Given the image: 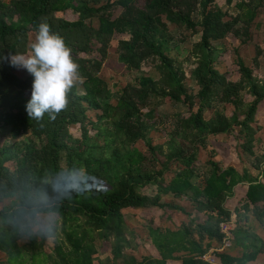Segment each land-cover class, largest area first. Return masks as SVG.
Here are the masks:
<instances>
[{"label":"trees","instance_id":"obj_1","mask_svg":"<svg viewBox=\"0 0 264 264\" xmlns=\"http://www.w3.org/2000/svg\"><path fill=\"white\" fill-rule=\"evenodd\" d=\"M235 1L0 0V56L30 52L31 35L46 20L71 48L83 90L78 84L72 88L67 108L55 120L47 113L43 120H30L26 104L33 77L19 76L22 69L0 60V125L12 126L15 138L27 135L15 144L0 145V204L13 202L0 209L4 264H264L258 262L264 256V238L254 224L264 230V152L255 151L264 131L256 124L264 101V44L255 46L250 66L241 49L224 53L215 45L231 35L242 46L251 41L256 5L241 0L240 10L233 12ZM243 8L248 13H241ZM187 31L200 37L191 52L197 92L189 90L171 54L174 42H186ZM116 35L129 36L119 41L120 63L136 72L150 66L160 78L147 72L136 84L126 83L113 103L101 73ZM224 61L237 66L239 79L221 72L217 64ZM163 103H179L185 110L161 114ZM220 105L235 109L229 114ZM90 109L96 111V121ZM211 109L214 117L207 118ZM156 123L168 126L165 144L149 137ZM89 125L96 130L94 136ZM76 131L80 139L73 137ZM220 135L245 140L243 156L255 172L225 164L214 149L202 163L200 148ZM139 141L145 151L138 149ZM80 168L88 183L69 190L65 176ZM240 186L246 198L229 205ZM150 187L155 188L148 194L145 189ZM165 197L173 199L165 202ZM153 207L162 209L161 218L175 229L148 223L157 257L128 255L125 251L138 245L126 210ZM175 212L182 214L176 224ZM235 219L233 235L242 251L215 250L216 262L202 259L223 247L221 224ZM23 240L27 242L22 245ZM105 247L111 254L100 259Z\"/></svg>","mask_w":264,"mask_h":264},{"label":"rangeland","instance_id":"obj_2","mask_svg":"<svg viewBox=\"0 0 264 264\" xmlns=\"http://www.w3.org/2000/svg\"><path fill=\"white\" fill-rule=\"evenodd\" d=\"M241 0H236L235 4L232 7L233 12H238L240 9L238 8L237 4L240 3ZM248 0H244V2H247ZM259 0H253V4L256 5V12L257 16L253 22L252 27V38L251 41L245 45H241V40L237 39L235 36L231 35L226 41L221 43H215L216 47H218L221 52L228 51H235V49H241V55L243 59L245 60V64L247 66H250L252 63V59L255 55V46L258 44H264V0L263 3H258ZM248 13L247 8L241 9L242 12ZM120 11L117 10L115 14H118ZM94 24L97 26L98 20L97 18L93 19ZM174 28V27H173ZM177 31H174L173 34L176 35ZM187 36L186 42L183 44L173 43V49H172V55L177 59L178 66L183 69V72L186 75V85L188 86L190 91L197 92L198 86L195 80L192 77V72L196 68V60L194 57H191L192 49L194 48L195 44L199 41L200 37L199 35H192L190 31H187L185 33ZM35 35H31V42L34 41ZM128 35H116L114 40L112 41L111 47L108 49V59L103 64V71L101 73V77L104 79V81L107 83L109 89H111V92L113 93V97L111 98V101L113 103H116L118 100V97L120 96L121 89L125 86L126 83L136 84L139 80V78L142 76H145L147 72H150L151 75H153L156 79L160 78V74L157 70H151L150 66H144V69L141 71H134L129 69L126 65L120 63L117 58V48L119 41L121 40H128ZM176 41V40H175ZM226 57V56H225ZM227 58V57H226ZM232 59L237 60V56L233 55ZM218 68L221 70V72L225 73L228 72L230 74L229 78L232 79H239L240 74L237 71V66L233 64L231 61L226 63L225 61L222 63L217 64ZM264 73V72H263ZM17 74L21 77H29L30 74L25 70H20L17 72ZM80 92H83L81 83H78ZM245 97L247 100H250L252 97L245 92ZM220 109L225 110L229 114H232L233 110L235 109L234 106H218ZM185 110V107L181 104H175L172 105L170 103H163L159 107V111L161 114H173L176 112H180ZM88 114L91 116V118L96 121V111L93 109L88 110ZM215 109L207 110L205 113V116L207 118L214 117ZM257 122L263 126L264 130V101L260 105L257 115H256V124ZM157 126L152 125L149 130V137H151L155 144H165L168 134V126L163 124L156 123ZM90 128V135L94 136L96 134V130H93L92 126H88ZM260 138L258 135V142L256 145V153H263L264 152V131L260 134ZM14 132L12 130V126H5L0 125V145L5 144H15L16 142L27 138L26 134H23L19 138L14 137ZM73 137L76 139L81 138V132L76 131L73 133ZM245 140L242 139H236L233 136L230 135H220L218 137H212L211 140L208 141L207 148H200L199 150V156L202 161V163H206L209 157V152H211L212 149L216 150L219 154L218 159H224V163L227 165H236L240 168V170H244V168H249L253 172L255 170L253 169V166L246 160V158L243 156V150H242V143H244ZM137 147L141 151L146 150V146L143 141H139L137 144ZM245 158V160H243ZM63 165L65 164V156L62 157ZM208 168V166H206ZM167 179H170L171 174L166 173L165 175ZM155 187H150L149 189H145V192L148 194L152 193V189ZM238 193V196L235 200L230 201L229 205L234 206L236 205L237 201L241 199L242 196L245 195L246 189L240 186L238 190L236 191ZM173 198L171 197H165L163 201L170 202ZM182 202V200L177 201ZM12 200L7 199L2 204H0V209L2 206H9L12 204ZM127 213H129L127 217V223L130 226V229L134 231L135 233V239L136 243L138 245L136 250L133 251H125L128 255H134L141 259L143 255L151 254L154 255V257H157L156 250L152 247L150 240L148 239V230L147 225L148 223H152L154 226H163V227H171V229H175V225L170 223L168 220L162 219L163 211L162 209L158 207H153L151 209H127ZM186 217V216H185ZM182 220V214H179V212L173 213V222L176 224L177 222H180ZM257 227V233H259L264 238V230H260L257 222L254 223ZM52 241V240H50ZM27 241L23 240L21 244H25ZM235 245V246H234ZM231 249L228 251L232 252L233 254H239L242 251V248H238V246L235 244ZM108 254H111L108 252L107 248H103L101 252L99 253L100 259H104ZM5 254L0 252V264L5 263ZM258 262H264V256L260 255ZM98 264V263H96ZM171 264H177L174 261L171 262Z\"/></svg>","mask_w":264,"mask_h":264},{"label":"clouds","instance_id":"obj_3","mask_svg":"<svg viewBox=\"0 0 264 264\" xmlns=\"http://www.w3.org/2000/svg\"><path fill=\"white\" fill-rule=\"evenodd\" d=\"M30 49L27 54L15 52L0 56V60L26 70L33 77L31 98L26 104L30 120H43L46 113L50 120H55L67 108L68 93L82 82L79 65L64 38L53 32L46 20L39 23ZM65 179L69 190H79L89 180L82 168L69 170Z\"/></svg>","mask_w":264,"mask_h":264},{"label":"built area","instance_id":"obj_4","mask_svg":"<svg viewBox=\"0 0 264 264\" xmlns=\"http://www.w3.org/2000/svg\"><path fill=\"white\" fill-rule=\"evenodd\" d=\"M236 219L233 220V222L230 223H222L221 224V231L222 233L225 235L224 237V242H223V247L222 248H217V249H212L211 252H208L206 254H203L201 256L202 259L208 260V261H212V262H216L213 252L216 251H227L229 249H231L234 245L235 239H234V235L233 232L235 230L236 227Z\"/></svg>","mask_w":264,"mask_h":264},{"label":"crops","instance_id":"obj_5","mask_svg":"<svg viewBox=\"0 0 264 264\" xmlns=\"http://www.w3.org/2000/svg\"><path fill=\"white\" fill-rule=\"evenodd\" d=\"M237 196H238V193H237ZM247 196V192H245V195L241 197V199H245Z\"/></svg>","mask_w":264,"mask_h":264}]
</instances>
